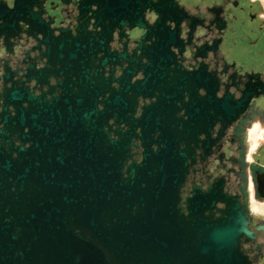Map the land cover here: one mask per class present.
<instances>
[{"label": "flooded vegetation", "instance_id": "1", "mask_svg": "<svg viewBox=\"0 0 264 264\" xmlns=\"http://www.w3.org/2000/svg\"><path fill=\"white\" fill-rule=\"evenodd\" d=\"M0 9L7 29L5 43L0 40V93L25 88L39 95L47 86L27 77H43L47 65L55 95L100 94L104 130L127 128L108 116L112 96L128 108L133 100V112L125 111L135 124L132 159L142 161L143 140L152 141L154 152L166 142L162 155L177 158L170 167L187 164L179 190L185 213L195 187L202 196L209 188L237 196L252 233L242 251L250 264H264V215L251 208L252 202L264 206V0H12L11 7L0 0ZM106 30H112L110 52H125L132 65L120 58L95 69L90 39ZM128 66L134 73L126 78ZM145 107L151 113L143 120ZM109 136L118 139L112 131Z\"/></svg>", "mask_w": 264, "mask_h": 264}, {"label": "water", "instance_id": "2", "mask_svg": "<svg viewBox=\"0 0 264 264\" xmlns=\"http://www.w3.org/2000/svg\"><path fill=\"white\" fill-rule=\"evenodd\" d=\"M6 30L0 24L3 44ZM111 34L99 31L97 41L90 39L96 70L120 58L133 64L125 52H110ZM43 70V77H27L47 86L39 95L25 88L0 93V264H250L242 242L252 233L237 196L211 188L202 196L195 187L185 213L179 190L187 164L170 167L177 158L162 155L166 142L154 152L152 141L143 140L142 161L132 159L135 124L126 112L134 101L128 108L114 94L108 116L127 128L104 130L100 94L55 95L51 71ZM124 73L127 78L134 68ZM149 113L145 107L143 120Z\"/></svg>", "mask_w": 264, "mask_h": 264}, {"label": "snow or ice", "instance_id": "3", "mask_svg": "<svg viewBox=\"0 0 264 264\" xmlns=\"http://www.w3.org/2000/svg\"><path fill=\"white\" fill-rule=\"evenodd\" d=\"M177 2L179 4H183V3L186 2V0H177ZM8 4H9V7H11L12 6V0H8ZM157 19H158V16L155 17L154 21L157 20ZM176 27H177V25L175 23L170 24V28L175 29ZM150 43H151V41H150ZM173 51H176V50L173 49ZM144 62L146 63L147 60H145ZM188 71L191 72V71H193V69H188ZM140 79H143V76H141ZM199 94L201 96H204V95H206V92H205V90L203 88H201V89H199ZM185 119H187V117H185Z\"/></svg>", "mask_w": 264, "mask_h": 264}, {"label": "bare ground", "instance_id": "4", "mask_svg": "<svg viewBox=\"0 0 264 264\" xmlns=\"http://www.w3.org/2000/svg\"><path fill=\"white\" fill-rule=\"evenodd\" d=\"M251 208L253 211L264 215V206L263 205H259L255 202H252Z\"/></svg>", "mask_w": 264, "mask_h": 264}, {"label": "clouds", "instance_id": "5", "mask_svg": "<svg viewBox=\"0 0 264 264\" xmlns=\"http://www.w3.org/2000/svg\"><path fill=\"white\" fill-rule=\"evenodd\" d=\"M149 16H150V18H151L152 20H154L155 17H156V14H155L154 12H150V13H149ZM135 32L138 34V33L140 32V30H139V29H135ZM2 51H3V50L0 49V52H2ZM184 55H185V56H189L190 53H189L188 51H185V52H184ZM185 67H187V64H185ZM189 69H191V68H189ZM133 79H135V77H133Z\"/></svg>", "mask_w": 264, "mask_h": 264}]
</instances>
